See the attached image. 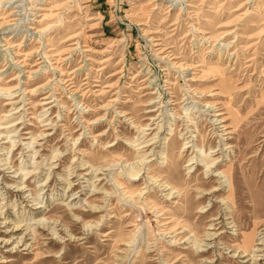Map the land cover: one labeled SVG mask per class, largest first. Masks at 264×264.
Segmentation results:
<instances>
[{
  "label": "rangeland",
  "instance_id": "374dc122",
  "mask_svg": "<svg viewBox=\"0 0 264 264\" xmlns=\"http://www.w3.org/2000/svg\"><path fill=\"white\" fill-rule=\"evenodd\" d=\"M0 264H264V0H0Z\"/></svg>",
  "mask_w": 264,
  "mask_h": 264
},
{
  "label": "clouds",
  "instance_id": "9594fccd",
  "mask_svg": "<svg viewBox=\"0 0 264 264\" xmlns=\"http://www.w3.org/2000/svg\"><path fill=\"white\" fill-rule=\"evenodd\" d=\"M226 159V158H225ZM224 181L220 180L219 184L221 187H224ZM248 202L249 197L247 194V190L245 187L238 181L237 183V204L238 207L229 205L228 211L231 213L237 220V223L243 225L246 220L247 212H248Z\"/></svg>",
  "mask_w": 264,
  "mask_h": 264
},
{
  "label": "bare ground",
  "instance_id": "6f19581e",
  "mask_svg": "<svg viewBox=\"0 0 264 264\" xmlns=\"http://www.w3.org/2000/svg\"><path fill=\"white\" fill-rule=\"evenodd\" d=\"M17 8V7H16ZM249 245H246L245 247L248 248Z\"/></svg>",
  "mask_w": 264,
  "mask_h": 264
}]
</instances>
